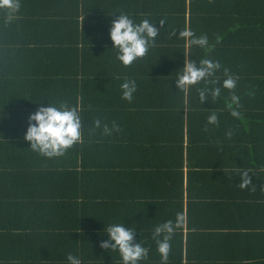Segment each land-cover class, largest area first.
<instances>
[{
	"label": "trees",
	"instance_id": "trees-1",
	"mask_svg": "<svg viewBox=\"0 0 264 264\" xmlns=\"http://www.w3.org/2000/svg\"><path fill=\"white\" fill-rule=\"evenodd\" d=\"M19 4L0 9V264H66L69 253L120 264L99 247L116 222L134 225L148 248L141 264H161L152 232L169 220L166 264H264V0ZM119 12L160 29L128 67L108 38ZM185 29L208 44L190 47ZM184 59L219 63L215 86L226 69L235 88L201 104L202 85L175 88ZM125 80L136 83L131 101ZM47 101L77 107L83 121L81 142L56 158L23 139L28 114ZM241 171L251 180L243 189Z\"/></svg>",
	"mask_w": 264,
	"mask_h": 264
},
{
	"label": "clouds",
	"instance_id": "clouds-1",
	"mask_svg": "<svg viewBox=\"0 0 264 264\" xmlns=\"http://www.w3.org/2000/svg\"><path fill=\"white\" fill-rule=\"evenodd\" d=\"M19 0H0V9H11L18 11ZM112 15V14H111ZM110 15V16H111ZM11 20V15L8 16ZM164 25V21L158 22ZM159 28L154 26V22L143 18L137 20L131 14L119 12V15L111 20L108 27V38L111 42V49H115V58L123 67H128L136 61L142 59L148 50L153 46L157 36L160 34ZM187 44L203 48L208 44L207 36H196L191 30L185 29L178 33ZM220 64L209 59H201L195 62L184 59L182 66L176 76L174 85L176 89L184 91L194 85H202L197 88L199 102L203 104L209 98H215L220 94L221 87L226 90L234 89L236 79L224 70L225 79L220 82V87H216L214 74L220 69ZM209 85H212L209 87ZM121 98L131 101L136 91L134 80H125L120 85ZM235 103L237 97L232 96ZM233 117H238L236 111H232ZM206 123L216 125L218 123L217 114L210 112L206 117ZM82 117L77 107L66 103L50 104L40 106L27 117V127L23 139L28 142V147L39 156L44 158H56L62 156L68 149L72 148L82 140ZM93 127H101V121H93ZM115 125L110 129L103 126L104 134L110 135L117 131ZM226 135L230 136L231 131ZM251 183L247 171L240 172L241 189ZM175 224L173 221H165L153 228L152 237L156 242V252L160 256L161 264H166L170 250V239L173 234ZM106 239L99 242L102 250L115 251L120 258V264H141L148 256V248L136 239L134 225L125 226L124 223H110L103 227ZM66 264H83L82 258L69 253L66 256Z\"/></svg>",
	"mask_w": 264,
	"mask_h": 264
},
{
	"label": "crops",
	"instance_id": "crops-1",
	"mask_svg": "<svg viewBox=\"0 0 264 264\" xmlns=\"http://www.w3.org/2000/svg\"><path fill=\"white\" fill-rule=\"evenodd\" d=\"M146 213H144L143 211L141 212L140 216H141V219H145V220H148L146 219V217L144 216ZM223 217L219 218V220H221ZM157 225V224H156ZM185 233V231H184Z\"/></svg>",
	"mask_w": 264,
	"mask_h": 264
}]
</instances>
